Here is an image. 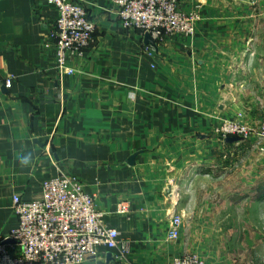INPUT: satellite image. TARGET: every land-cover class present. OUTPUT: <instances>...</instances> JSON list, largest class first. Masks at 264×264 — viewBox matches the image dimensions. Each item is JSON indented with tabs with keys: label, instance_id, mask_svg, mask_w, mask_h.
<instances>
[{
	"label": "crops",
	"instance_id": "crops-1",
	"mask_svg": "<svg viewBox=\"0 0 264 264\" xmlns=\"http://www.w3.org/2000/svg\"><path fill=\"white\" fill-rule=\"evenodd\" d=\"M180 4L200 7L194 36L163 40L149 56L145 35L122 26L112 0H85L95 43L70 60L75 73L63 74L49 37L55 7L0 0V78L12 80L0 87V237L17 225L15 195L40 198L45 179L65 174L130 242L131 264H167L185 250L205 255L200 238L217 235L231 207L218 200L245 196L229 141L216 135L217 116L228 111L233 80L258 65L264 0ZM122 202L126 214L116 212ZM173 213L184 222L169 241ZM114 254L104 249L99 263L122 264Z\"/></svg>",
	"mask_w": 264,
	"mask_h": 264
},
{
	"label": "built area",
	"instance_id": "built-area-1",
	"mask_svg": "<svg viewBox=\"0 0 264 264\" xmlns=\"http://www.w3.org/2000/svg\"><path fill=\"white\" fill-rule=\"evenodd\" d=\"M84 1L47 0L57 10L49 37L56 41V67L63 74L75 73L70 60L82 56L95 43L96 24ZM112 1L118 6L124 28L149 33L156 44L174 36L192 38L202 18L200 7L184 10L180 0ZM147 45L148 55L153 56L156 45ZM11 86L10 78H0V87ZM238 129L225 123L216 132L227 135ZM42 188V196L37 199L13 197L17 225L0 237V264H100L98 258L104 249L114 250L115 261L131 264L130 242L121 238L117 228L105 223L95 195L86 192L76 176L49 177ZM129 210L128 203L122 202L116 212L126 214ZM183 220L180 214L171 215L166 235L169 241L180 237ZM169 264L205 263L195 253H182Z\"/></svg>",
	"mask_w": 264,
	"mask_h": 264
},
{
	"label": "rangeland",
	"instance_id": "rangeland-1",
	"mask_svg": "<svg viewBox=\"0 0 264 264\" xmlns=\"http://www.w3.org/2000/svg\"><path fill=\"white\" fill-rule=\"evenodd\" d=\"M250 1L255 3V0ZM256 41L262 45L256 47L260 56L257 67L251 65L242 70L246 71L247 77L233 80V94L226 104L228 111L217 116L219 128L225 123L239 128V131L227 135L223 132H216V135L229 141L227 148L233 154L231 171L235 174L234 178L241 177L238 187L242 186L245 196L238 199L237 196L227 197L224 202L218 200L222 204H231V207L228 206V211L226 208L224 220L217 219V235L200 238L202 241L204 239L202 247L205 255L184 251L199 255L205 264H264V36L253 42ZM220 103L224 105L218 101V112ZM242 177L247 180L241 182ZM216 183L207 182L211 192L209 198L213 200ZM232 184L236 182L232 180Z\"/></svg>",
	"mask_w": 264,
	"mask_h": 264
},
{
	"label": "water",
	"instance_id": "water-1",
	"mask_svg": "<svg viewBox=\"0 0 264 264\" xmlns=\"http://www.w3.org/2000/svg\"><path fill=\"white\" fill-rule=\"evenodd\" d=\"M144 41H145L146 44H151V45H154V46L156 45L155 41L151 38L149 33L145 34ZM129 162H130V164H134V162H135V156L134 155L130 157Z\"/></svg>",
	"mask_w": 264,
	"mask_h": 264
}]
</instances>
